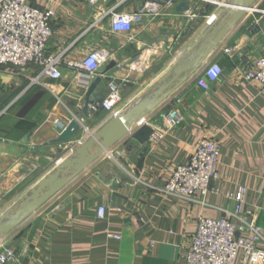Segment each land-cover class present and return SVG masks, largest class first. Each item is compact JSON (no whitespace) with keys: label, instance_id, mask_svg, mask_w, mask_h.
<instances>
[{"label":"crops","instance_id":"crops-1","mask_svg":"<svg viewBox=\"0 0 264 264\" xmlns=\"http://www.w3.org/2000/svg\"><path fill=\"white\" fill-rule=\"evenodd\" d=\"M29 1L54 11L47 53L61 57V76L41 75L34 64H0V218L69 157L71 142L85 141L116 115L93 108L83 115L93 80L69 61H81L93 51L109 53L108 63L117 66L103 76L92 99L105 100L116 81L122 96L116 110L122 112L139 97L148 98L147 91L177 60L190 65L200 49L188 52L231 2L173 0L124 32L112 29L113 13L137 12L148 0H101L95 5L90 0ZM181 3L190 9H179ZM226 47L234 53L227 54ZM262 55L264 0H257L212 56L138 123L149 124L160 135L150 138L148 150L142 153L144 146L133 140L131 153L121 142L90 163L3 235L0 248L12 247L17 256L8 264H188L185 256L200 218H220L234 210L237 202L229 194L240 186L248 188L244 208H251L253 221L264 228V87L244 76ZM211 61L222 65L223 74L205 90L196 78ZM175 103L183 121L167 128L165 115ZM73 118L82 124L73 141L51 143ZM203 138L220 143L217 192L193 199L165 195L167 167L187 163ZM100 206L105 207L103 217ZM257 245L264 248V236ZM241 257L239 251L234 264Z\"/></svg>","mask_w":264,"mask_h":264},{"label":"built area","instance_id":"built-area-1","mask_svg":"<svg viewBox=\"0 0 264 264\" xmlns=\"http://www.w3.org/2000/svg\"><path fill=\"white\" fill-rule=\"evenodd\" d=\"M99 1L101 0H90V3L95 5ZM172 3L173 0H148L137 12H114L112 29L131 31L135 22L144 14H159L164 5ZM53 17V10L36 7L29 0H0V64L12 68L34 64L41 68V75L59 78L62 59L58 55L47 53L48 41L54 34ZM224 51L232 55L234 48L226 47ZM108 61L109 53L98 50L87 54L81 61H69L68 65L79 67L85 71L88 80H94L102 73ZM222 74V65L218 61H211L202 68L196 82L203 89L210 90ZM244 76L264 87V55L248 65ZM121 100L118 85L111 82L110 92L103 101L102 108L106 112L115 111L117 115L121 112V109L116 110ZM182 121L181 109L175 103L165 115L166 126L173 128ZM158 136L153 133L151 138ZM83 142V138L75 139L68 146V152L72 153ZM220 153V143L217 140L203 138L187 163L167 167L170 177L162 192L186 199L217 192L215 181L219 177ZM111 156L115 158V155ZM247 192L246 186H240L236 194H229L237 204L234 210L225 211L222 217L200 218L197 232L193 235L185 256L188 264H234L239 251L242 252L239 264H264V248L257 245L264 236V228L253 221L254 211L244 208ZM104 214L105 207L100 206L98 215L103 217ZM16 257L14 248H0V264H8Z\"/></svg>","mask_w":264,"mask_h":264},{"label":"water","instance_id":"water-1","mask_svg":"<svg viewBox=\"0 0 264 264\" xmlns=\"http://www.w3.org/2000/svg\"><path fill=\"white\" fill-rule=\"evenodd\" d=\"M257 0H231L229 6L225 8L217 17L216 22L205 30L200 39L195 43L192 50L199 47L198 55L192 58L189 66L184 67L180 64L181 59L169 69L150 90V96L142 101L144 95L139 97L133 104L121 113L110 117L100 127L93 132L81 145L75 147L69 157L58 165L54 172L43 178L31 190L29 194L24 196L20 203L10 209L0 218V243L3 235L17 227L31 213L41 207L47 200L60 191L72 178L83 172L90 163L105 155L118 143L123 142L131 153L135 147L131 141H136L143 145L142 153L148 150L147 143L150 141L154 128L149 124L138 126L141 119L149 114L163 103L173 91L184 81L188 75L194 73L200 68L213 54L215 47L222 41L245 14V9L251 7ZM179 9H190L187 3H181ZM117 63L110 61L104 67L102 73L97 76L90 84L86 95L85 102L82 107L84 116L90 115V110H103V101L92 99V94L103 81V76L111 71ZM176 74L170 82L165 83L172 74ZM142 78V77H141ZM113 83L117 84L116 81ZM82 130V124L76 118L60 132L59 136L51 143L63 144L73 141L72 138ZM73 169L74 171L66 176Z\"/></svg>","mask_w":264,"mask_h":264}]
</instances>
